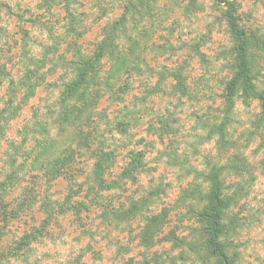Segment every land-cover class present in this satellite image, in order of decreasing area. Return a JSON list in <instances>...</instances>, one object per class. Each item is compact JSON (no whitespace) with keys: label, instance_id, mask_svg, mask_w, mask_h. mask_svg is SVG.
<instances>
[{"label":"clouds","instance_id":"1","mask_svg":"<svg viewBox=\"0 0 264 264\" xmlns=\"http://www.w3.org/2000/svg\"><path fill=\"white\" fill-rule=\"evenodd\" d=\"M0 264H264V0H0Z\"/></svg>","mask_w":264,"mask_h":264}]
</instances>
